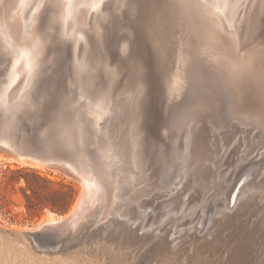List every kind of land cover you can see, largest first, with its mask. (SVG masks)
I'll return each instance as SVG.
<instances>
[{"label":"bare ground","instance_id":"6f19581e","mask_svg":"<svg viewBox=\"0 0 264 264\" xmlns=\"http://www.w3.org/2000/svg\"><path fill=\"white\" fill-rule=\"evenodd\" d=\"M43 2L6 0L7 6L0 7V13L7 12L12 21L31 31ZM56 2L62 32L73 41L75 61L82 70L89 61L92 43L96 39L101 43L103 34L106 36V25L119 12L123 1ZM197 4L198 11L192 6L189 11L202 16L238 54L253 57L261 51L264 0L250 3L249 0H197ZM119 27L117 32L113 28L108 32L114 51L123 53L130 34L126 24L125 28L121 24ZM112 59L110 56V60L102 62L98 58V64L105 68L110 84L114 81L118 87L114 88L116 96L130 92L134 95L137 91L150 101L162 68L153 72L151 85L146 88L140 80H130L132 68H119ZM26 70L25 58H18L10 72L8 90L0 102L22 98ZM137 81L139 86H135ZM114 89L110 88L100 102H106V109H99L104 118H91L96 123L103 122L107 131L110 116L118 115L121 106L127 103L120 101L113 106L115 103L110 98ZM130 122H126L128 126ZM143 130L144 121L136 129L129 127L133 134L131 155L112 141V144L99 145L98 161L92 169L96 179H90L86 187L97 210L88 222L77 227L66 245L55 251L40 252L19 239L0 234V264H264V158L252 129L194 114L167 134V145L162 146L156 174L151 171L143 149ZM9 161L46 168L16 158ZM125 168L129 175L123 171ZM247 172L254 174L255 180L240 188L231 206V190ZM187 202L192 203L190 207L186 206ZM52 215L44 220L51 222ZM160 223L161 231L154 227Z\"/></svg>","mask_w":264,"mask_h":264},{"label":"water","instance_id":"95a60500","mask_svg":"<svg viewBox=\"0 0 264 264\" xmlns=\"http://www.w3.org/2000/svg\"><path fill=\"white\" fill-rule=\"evenodd\" d=\"M122 1L123 6L115 19L110 26L106 25V36L103 34L101 43L92 45L84 69L73 75L60 65L47 66L32 76L24 98L0 102V150L27 163L59 169L80 184L72 207L61 215L53 214L51 222L44 220L39 225L18 230L0 226L1 235L19 239L40 252L55 251L66 245L77 227L88 222L91 214L96 212L97 206L92 205L86 187L90 179H96L92 169L98 161L99 145L111 141L119 149L130 145L128 136L123 135V132L128 133L117 127L112 116L109 125L106 124L110 129L107 131L103 122H94L82 111L85 96L108 91L98 58L105 62L111 56L119 68H132L133 78L130 80H140L142 87L148 88L153 72L157 68H168L174 52L166 33V21L184 20L191 6L198 11L197 0ZM118 24L123 28L126 24L130 34L123 53L114 51L108 32ZM186 68H194L197 74V79L193 80L197 84H193L192 90L198 89L205 99L212 98L214 105H219L221 110L226 109L230 102L228 95L217 82L204 79L205 75H210L209 67L188 59ZM241 79L244 83L240 95L244 99L243 106L254 113L264 137V44L261 57L248 67ZM136 85H140L138 81ZM152 101L155 102L154 108L151 104L149 106L148 99L144 102L141 97L138 107L136 103L128 102L121 106L117 117L131 121L126 131L129 127L136 129L143 121L154 122L160 100L154 98ZM249 174H243L238 183L236 181L229 197L231 206Z\"/></svg>","mask_w":264,"mask_h":264},{"label":"rangeland","instance_id":"374dc122","mask_svg":"<svg viewBox=\"0 0 264 264\" xmlns=\"http://www.w3.org/2000/svg\"><path fill=\"white\" fill-rule=\"evenodd\" d=\"M0 5V7H6V0H0ZM4 12L2 14L0 13V99L5 96L8 90V81L12 66L20 57L25 58L27 65V82L21 93L22 95L20 94L22 98L29 91L28 85L32 76L47 66L60 65V68H67L73 75L80 70L75 61V45L62 32L61 24L57 16L58 4L56 0H44L35 18L34 28L31 31L23 29L17 21L11 20L7 12ZM194 14L189 11L188 16L184 20L181 18L177 21L169 20L170 32L168 37L170 38V46L174 49V52L170 56L171 61L168 68H162L159 71L156 77V89L154 91L152 90L150 94L149 106L151 104L154 108L155 102L152 101L154 98L158 101L160 100V102L158 103V112H155L156 119L154 122L144 121L142 136L144 142L143 149L146 153L147 161H149L151 171L155 174L158 171V160L161 155L162 146L165 143L167 145L165 141L167 134L173 128L186 123L190 116L194 114H204L218 120L236 123L243 129L251 128L255 138L259 140L262 148L261 155L264 158V137L262 129L259 123L256 122L254 113L243 106L244 99L240 96L242 94L241 88L244 85L241 78H243L248 67H251L255 60L261 57V51H257L253 57L238 54L230 44L214 31L202 16ZM113 18L115 19V15L110 18V23ZM119 26L118 24L114 28L112 26V28L117 32L120 28ZM97 43L98 40L96 39L92 45H96ZM188 59L192 63L200 62L202 65L205 64L210 67L207 68L210 71V75H205L204 79H207L206 81L208 82H219L218 84H220L223 92L228 95L230 100L226 109L223 108L221 110L219 105H214L212 98L205 99L198 89L192 90L193 84H197L194 82L197 79L195 78L197 74L194 68H186V61ZM100 71L106 78L107 82L105 83V87L108 91L107 93L101 92L95 93L92 96H85L82 111L89 118H104L99 109L101 107L104 109L106 102H100L108 94L110 88H118L114 86V81L113 84H110V80L103 66L100 68ZM116 89H114V94L112 93V98H110L113 99L112 102L114 101L115 104L113 106L115 105V107L120 101L128 102V104L136 103L138 107L140 97L145 102V94L143 96L142 93L138 94L135 91L134 95L130 92V94L116 96ZM130 96H132V99ZM111 116L117 127L124 129L128 133L126 135L123 132V135L128 136L130 139V145H126L124 149L128 150L129 155H131L133 146L131 136L133 134L129 131V128L128 131L125 129L128 127L127 121L120 120L117 114ZM108 122L110 123V121ZM11 158H14L11 154L0 150V226L12 229L36 226L52 214L61 215L72 207L80 190L78 181L64 174L59 169L47 167L45 169H38L29 165L22 166L14 161H9ZM24 167L28 169H23ZM32 171L51 181L50 187L52 189L66 190V186L72 187L74 195L64 211L51 210L50 203H43L37 210H29L26 208L27 201L24 194L30 195V190L27 189L24 178H27L30 182L31 178L25 175ZM123 171L127 173L126 175L130 174L126 168ZM242 176L239 177V180ZM252 179L255 180L254 174L248 175L240 188L247 183L253 184ZM191 204V202H187L186 206L190 207ZM154 227L161 231V223L156 224Z\"/></svg>","mask_w":264,"mask_h":264},{"label":"trees","instance_id":"16d2710c","mask_svg":"<svg viewBox=\"0 0 264 264\" xmlns=\"http://www.w3.org/2000/svg\"><path fill=\"white\" fill-rule=\"evenodd\" d=\"M23 169L27 170L28 168L24 167ZM25 176L31 178L30 182L27 178H24L27 189L30 190V195L24 194L27 201V209L37 210L43 203H50L51 210L64 211L65 207L72 200L74 195L72 187L66 186V190L52 189L50 187L52 182L41 177L35 171H32Z\"/></svg>","mask_w":264,"mask_h":264},{"label":"snow or ice","instance_id":"6c2138e0","mask_svg":"<svg viewBox=\"0 0 264 264\" xmlns=\"http://www.w3.org/2000/svg\"><path fill=\"white\" fill-rule=\"evenodd\" d=\"M41 23H42V21H41Z\"/></svg>","mask_w":264,"mask_h":264}]
</instances>
